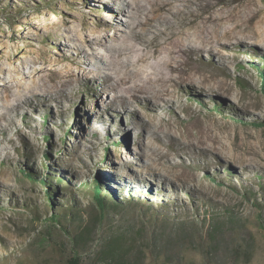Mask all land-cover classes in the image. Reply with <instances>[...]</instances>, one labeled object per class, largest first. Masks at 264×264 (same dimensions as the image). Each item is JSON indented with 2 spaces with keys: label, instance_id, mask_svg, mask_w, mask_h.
<instances>
[{
  "label": "rangeland",
  "instance_id": "rangeland-1",
  "mask_svg": "<svg viewBox=\"0 0 264 264\" xmlns=\"http://www.w3.org/2000/svg\"><path fill=\"white\" fill-rule=\"evenodd\" d=\"M204 5L205 16L219 18L220 45L179 57L196 85L180 106L153 112L144 99L125 103L126 85L105 78L116 73L109 49L123 41H93L103 30L129 31L120 0H0V264H66L73 252L90 264L108 223L78 241L64 215H98V182L110 203L121 202L110 211L115 223L148 231L167 223L173 236L188 223L175 260L158 261L148 247L147 264H264V0ZM154 51L129 55L150 73L171 56ZM43 81L29 103L26 87ZM43 178L55 185L53 204ZM197 215H214L221 227L192 221Z\"/></svg>",
  "mask_w": 264,
  "mask_h": 264
},
{
  "label": "bare ground",
  "instance_id": "bare-ground-1",
  "mask_svg": "<svg viewBox=\"0 0 264 264\" xmlns=\"http://www.w3.org/2000/svg\"><path fill=\"white\" fill-rule=\"evenodd\" d=\"M120 1L122 10L127 15L125 27L129 31L124 32V29L119 28L111 37L108 30H103V37L93 40L97 43H103L109 38L111 42L123 41L109 49L108 58L105 60H111L109 64L114 66L116 73L107 74L105 78L114 77V83L111 84L113 88H122L126 85L123 87L124 93L121 97L127 104L133 99H144L153 112L158 111L164 103L180 106L185 87L194 86L197 81L193 72L186 70L180 72L178 58L183 55H199L205 46H211L210 49L219 46L221 39L219 18L213 14L205 16L204 0ZM106 9L108 12L114 11L111 6H107ZM98 31L99 27H96L91 33ZM227 31L231 32L232 29ZM67 37L69 41L74 42L73 36ZM150 48H155L152 56L162 51H169L171 56L167 61L155 62L153 71L145 73L136 67L129 54L136 49L142 51ZM78 50L79 53L88 55L85 47ZM123 57L127 59L124 60ZM149 57L148 52L142 55L137 63L145 62ZM175 72L179 73L178 77L174 76ZM137 77L143 84L134 82ZM45 86H47L45 81L43 84L34 82L33 86H27V92L30 94L27 95L28 102L33 103L34 92H43ZM47 96L48 94L44 92L38 100H46ZM14 107L17 108L18 105ZM152 175L161 179V174L156 171H153ZM108 179L112 181L111 178Z\"/></svg>",
  "mask_w": 264,
  "mask_h": 264
},
{
  "label": "trees",
  "instance_id": "trees-1",
  "mask_svg": "<svg viewBox=\"0 0 264 264\" xmlns=\"http://www.w3.org/2000/svg\"><path fill=\"white\" fill-rule=\"evenodd\" d=\"M258 70L260 74L263 75V70L260 68H258ZM31 179L34 180V177H31ZM41 181L47 188L50 204H53L54 195L52 189L55 185L47 178H43ZM109 200L110 199L106 198V194H104L102 185L98 182L94 184V202L96 204L95 208L99 213L98 215H94L90 221L86 222L81 214L79 215L76 213L78 212L76 210L70 209L68 215H64L66 214L64 213L65 211L62 213L65 216L64 218H69L71 223L78 226L79 233L75 239L78 241H80L79 238H81V235H94L99 224L108 223L109 230L107 235L104 238L102 237L99 241L102 245L100 249L94 253V257L91 259L90 264H147V252L149 249H151L150 252L153 254L155 253V259L169 263L175 260L171 255V249L174 243L181 241L188 242L189 235L186 231L187 222L181 221L178 223L176 228L177 234L174 236L173 233L169 231L170 227L167 223H163L159 228L155 226L153 231H148L147 226H137L133 224L123 226L122 224L115 223L116 219L112 217L113 214H111L110 211L113 210L117 212L118 209L122 208L121 202L116 200L110 203ZM61 216L60 213H54L51 218L60 223L62 221ZM213 216L214 215H197V219H193L192 221L204 225L208 224L212 230L217 232L221 227V223L219 218L215 220ZM228 219L231 222H238L234 214H230ZM66 264H85V260L81 255L75 254L67 260Z\"/></svg>",
  "mask_w": 264,
  "mask_h": 264
},
{
  "label": "water",
  "instance_id": "water-1",
  "mask_svg": "<svg viewBox=\"0 0 264 264\" xmlns=\"http://www.w3.org/2000/svg\"><path fill=\"white\" fill-rule=\"evenodd\" d=\"M75 254H79V253H75V252H73V253H71L68 257H67V259H66V263H67V260L68 259H70L73 255H75ZM80 255V254H79Z\"/></svg>",
  "mask_w": 264,
  "mask_h": 264
}]
</instances>
